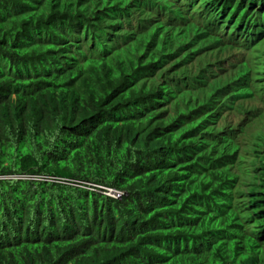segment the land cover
I'll return each instance as SVG.
<instances>
[{
  "label": "trees",
  "instance_id": "16d2710c",
  "mask_svg": "<svg viewBox=\"0 0 264 264\" xmlns=\"http://www.w3.org/2000/svg\"><path fill=\"white\" fill-rule=\"evenodd\" d=\"M126 1L0 0V264H264V132L184 128L178 88L144 78L149 0Z\"/></svg>",
  "mask_w": 264,
  "mask_h": 264
},
{
  "label": "clouds",
  "instance_id": "9594fccd",
  "mask_svg": "<svg viewBox=\"0 0 264 264\" xmlns=\"http://www.w3.org/2000/svg\"><path fill=\"white\" fill-rule=\"evenodd\" d=\"M228 1L218 0L219 6H212L205 0H149L146 8L133 15L140 20L153 15L142 23L146 27L143 33H149L144 39L149 36V41L143 42L146 47L139 55L143 62L152 64L144 66V78L163 73L160 81L178 88L184 128L199 122L198 115L209 111L205 126L221 129L229 134V141L233 138L244 149L242 144H253L264 132L256 126L264 120V16L257 17L256 13L263 10L259 3L247 9L249 16L244 19L230 16ZM125 6L134 7L130 0ZM161 61L162 70L157 71ZM227 94L229 97L216 105L217 98ZM204 96H214L215 107H197ZM247 159L253 162L252 156ZM250 171L244 180L260 172L258 168ZM32 180L49 181L41 177ZM93 188L112 199L122 196L111 189ZM178 237L182 238L181 233ZM165 244L162 250L173 249V245ZM226 256L235 259L230 264H244L233 253Z\"/></svg>",
  "mask_w": 264,
  "mask_h": 264
},
{
  "label": "bare ground",
  "instance_id": "6f19581e",
  "mask_svg": "<svg viewBox=\"0 0 264 264\" xmlns=\"http://www.w3.org/2000/svg\"><path fill=\"white\" fill-rule=\"evenodd\" d=\"M189 1H190V0H189ZM137 7H138V6H137ZM134 11H135V9H134ZM219 18H221V17H219ZM222 24H223V23H221V24H219V25L222 26ZM255 38H256V37H255ZM258 39H259V37H258L256 40H254V41L256 42ZM254 41H253V42H254ZM247 45H249V44H247ZM217 73H218V72L214 73L213 76L216 75ZM243 85H244V84H243ZM229 95H230V94L219 96V97L217 98V103H216V105H218L220 102H222L223 99L228 98ZM256 126H257L258 129H259V127H260V129H263V130H264V120L261 119V122H259ZM224 137H226V138L229 137V134L225 135Z\"/></svg>",
  "mask_w": 264,
  "mask_h": 264
}]
</instances>
